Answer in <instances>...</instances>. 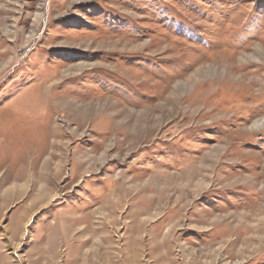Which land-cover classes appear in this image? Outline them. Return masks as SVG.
<instances>
[{"label":"rangeland","instance_id":"374dc122","mask_svg":"<svg viewBox=\"0 0 264 264\" xmlns=\"http://www.w3.org/2000/svg\"><path fill=\"white\" fill-rule=\"evenodd\" d=\"M0 264H264V0H0Z\"/></svg>","mask_w":264,"mask_h":264},{"label":"bare ground","instance_id":"6f19581e","mask_svg":"<svg viewBox=\"0 0 264 264\" xmlns=\"http://www.w3.org/2000/svg\"><path fill=\"white\" fill-rule=\"evenodd\" d=\"M261 123H256L257 126H259Z\"/></svg>","mask_w":264,"mask_h":264}]
</instances>
